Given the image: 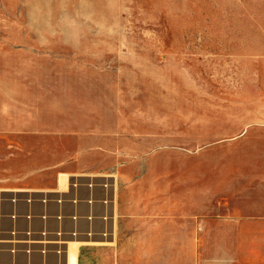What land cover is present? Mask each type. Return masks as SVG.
<instances>
[{"label":"rangeland","instance_id":"1","mask_svg":"<svg viewBox=\"0 0 264 264\" xmlns=\"http://www.w3.org/2000/svg\"><path fill=\"white\" fill-rule=\"evenodd\" d=\"M0 73L19 119L0 128V191L79 176L115 193L114 231L74 238L76 264H151L120 217L134 202L264 200V0H0Z\"/></svg>","mask_w":264,"mask_h":264},{"label":"crops","instance_id":"2","mask_svg":"<svg viewBox=\"0 0 264 264\" xmlns=\"http://www.w3.org/2000/svg\"><path fill=\"white\" fill-rule=\"evenodd\" d=\"M8 80L7 73H0L3 129L19 122L8 108L13 106L12 100L4 96L9 90ZM232 195L223 206H207L204 194L194 189L187 194V200L180 202H134L133 215L125 207L120 217L133 216L130 231L134 252L149 255L151 264L155 247L163 251L165 264H178L179 257L182 264H264V200L253 201V193L248 190L247 200L241 202L233 201ZM65 258L66 255L62 257L63 264Z\"/></svg>","mask_w":264,"mask_h":264},{"label":"built area","instance_id":"3","mask_svg":"<svg viewBox=\"0 0 264 264\" xmlns=\"http://www.w3.org/2000/svg\"><path fill=\"white\" fill-rule=\"evenodd\" d=\"M94 180L88 182L76 176L70 187L71 191L66 190L67 192H45L32 189L1 190L0 254L9 255L12 258L11 264H63L61 259L66 255L65 243L63 246L47 247L41 244L36 247L27 241H31L33 237L40 240L60 238L63 241H71L84 234L88 236L112 234L115 229V193L112 192L110 198L109 195L97 196L98 190H105L107 184L98 179ZM83 189L87 190L86 195L82 194ZM52 206L56 207L55 212L51 211ZM100 206L106 209L108 207L106 213L96 211ZM68 207L72 208V211H67ZM83 207L87 208L86 212L82 210ZM108 217L112 228L110 229L108 225L104 229H97L96 223L103 222ZM36 221L42 222V228H34ZM67 221L73 224L71 229H66ZM8 222L12 225L5 227ZM20 222H26L27 226L24 229L19 228ZM51 222H56L58 228L51 229L49 227ZM81 222L87 225L86 228H82ZM51 256L58 258L57 262L50 263ZM20 257H24L25 261L20 262L18 260ZM36 257L41 259L40 262H35Z\"/></svg>","mask_w":264,"mask_h":264},{"label":"bare ground","instance_id":"4","mask_svg":"<svg viewBox=\"0 0 264 264\" xmlns=\"http://www.w3.org/2000/svg\"><path fill=\"white\" fill-rule=\"evenodd\" d=\"M66 175H68V174H66ZM32 240L27 241V242H30V244H32L36 247H39V245H41V244L46 245L47 247L63 246V244L65 243L64 245H66V264H76V254L77 253L75 252L76 251L75 246H78L82 242L77 241V240L76 241L75 240L74 241H63V239H60V238L50 239V240H44V239L40 240L39 238H36V237H33ZM19 242L20 241H18V243ZM78 250H79V248H78ZM77 263H78V261H77Z\"/></svg>","mask_w":264,"mask_h":264}]
</instances>
